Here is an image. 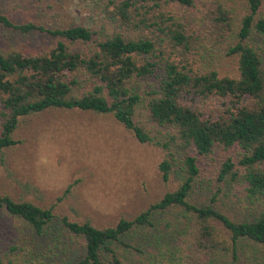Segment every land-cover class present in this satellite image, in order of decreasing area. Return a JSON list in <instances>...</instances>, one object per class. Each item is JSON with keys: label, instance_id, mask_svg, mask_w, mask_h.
I'll return each mask as SVG.
<instances>
[{"label": "trees", "instance_id": "16d2710c", "mask_svg": "<svg viewBox=\"0 0 264 264\" xmlns=\"http://www.w3.org/2000/svg\"><path fill=\"white\" fill-rule=\"evenodd\" d=\"M89 1L108 18L106 29L49 28L0 12L2 28L46 35L36 47L0 45V156L19 142L21 119L78 110L110 116L157 149L160 178L177 181L132 217L102 227L55 221L53 205L1 191V223L31 238L2 242L0 264H55L52 248L31 245L59 229L77 249L72 264H134L136 232L158 241L157 264H264V212H227L232 195L264 207V0ZM225 57L231 73L220 68Z\"/></svg>", "mask_w": 264, "mask_h": 264}, {"label": "rangeland", "instance_id": "374dc122", "mask_svg": "<svg viewBox=\"0 0 264 264\" xmlns=\"http://www.w3.org/2000/svg\"><path fill=\"white\" fill-rule=\"evenodd\" d=\"M233 3L238 6V0ZM94 10L89 0H0V12L12 21L27 20L49 28L75 23L95 28L103 25L102 29H106L108 18ZM44 36L37 32L20 36L0 26V45L36 47L43 43ZM220 60L212 59V66L219 63L223 72L231 73L232 58ZM15 138L19 142L0 156V192L42 206L53 205L55 221L66 216L107 226L119 217H132L162 192L172 189L177 181L172 175L162 180L156 168L160 152L136 141L110 116L51 109L21 119ZM213 166L206 158L204 175L209 176ZM210 185L205 182L203 191H208ZM227 208L237 217L264 212L258 204L238 202L235 195ZM10 236L13 243L21 246L31 238L17 224L0 221V247L2 242L11 240ZM34 238L31 246L52 248L48 255L55 264H72L77 256V249L66 244L61 229L59 234ZM131 242L140 250L128 253L131 263L157 264L158 241L136 232Z\"/></svg>", "mask_w": 264, "mask_h": 264}]
</instances>
